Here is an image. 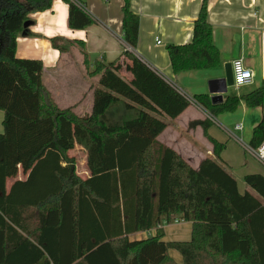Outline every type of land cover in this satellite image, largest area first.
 I'll use <instances>...</instances> for the list:
<instances>
[{
	"label": "trees",
	"instance_id": "obj_1",
	"mask_svg": "<svg viewBox=\"0 0 264 264\" xmlns=\"http://www.w3.org/2000/svg\"><path fill=\"white\" fill-rule=\"evenodd\" d=\"M53 1L0 0V264H264V204L241 194L217 160L207 158L195 170L158 141L166 123L154 114L176 119L190 103L146 64L125 53L134 77L128 84L116 64L95 63L92 75L100 88L93 91L91 114L80 117L73 108L58 107L43 83L40 60L17 58L18 38L30 35V16L50 10ZM62 1L69 5L72 30L93 25L94 17L77 5L81 0ZM123 1L124 40L135 50L140 18L131 0ZM208 3H202L192 43L167 47L176 75L221 64ZM52 45L67 49L60 39ZM84 63L90 66L87 57ZM194 100L214 118L235 113L242 103L263 107L264 81L222 104ZM197 125L207 135L209 123L190 127ZM209 139L219 160L224 146ZM263 142L264 121L249 146L258 149ZM77 145L87 151L85 180L68 155ZM20 169L27 179L9 188ZM245 182L264 200L262 176ZM178 215L192 225V237L166 243L159 226ZM153 229V237L129 238ZM172 249L182 263L170 256Z\"/></svg>",
	"mask_w": 264,
	"mask_h": 264
},
{
	"label": "crops",
	"instance_id": "obj_2",
	"mask_svg": "<svg viewBox=\"0 0 264 264\" xmlns=\"http://www.w3.org/2000/svg\"><path fill=\"white\" fill-rule=\"evenodd\" d=\"M203 1L131 0V10L140 18V32L137 48L129 51L123 34V0H81L95 21L89 28L79 31L69 27V5L62 0H54L50 10L30 16L31 22L27 27L30 35L18 38L16 56L19 59L40 60L44 66L43 83L58 107L73 108L80 117L91 114L93 91L100 88L98 78L92 75L95 63L116 64V73L121 79L128 84L134 80L127 71L132 62L125 56L126 52L135 55L171 87L176 85L193 98L203 96L211 102L214 96H221V103L212 104H222L229 97L253 92L264 81V0H209L208 21L213 28V41L220 52L221 64L214 69L176 75L167 47L192 43L194 24ZM53 39H60L66 44V51L54 48ZM86 57L90 64L88 68L84 63ZM237 59H243L245 66L253 71V83L240 89L234 87L238 93H232L228 88L222 94L223 85L216 83L213 86L216 93H211L210 82L222 80L226 75L225 66L232 65ZM154 115L166 123V129L158 137L162 145L175 151L195 170L207 158L217 160L237 181L241 194L249 192L264 204V200L245 182V178L251 175L264 178V166L244 147L251 143L255 127L264 121V106L252 109L242 103L235 113L220 114L214 118L196 103L190 104L176 119ZM3 119L4 114L0 111V134L3 133ZM198 121L209 123L207 135L202 126L190 127L191 123ZM237 125H241L242 129L236 130ZM209 137L224 146L219 160L214 155V144ZM76 152L82 154V161ZM68 155L75 159L77 175L84 180L89 178L87 151L77 145ZM27 177L20 169L16 178L8 180V187L17 181H25ZM174 218L171 221L180 224ZM167 222L162 221L159 226L164 231L163 240L166 243L190 241L187 239L188 228L173 234ZM189 226L192 229L190 223ZM156 232L153 229L129 238L141 234H147L149 238ZM170 256L177 263H182L178 254L170 252Z\"/></svg>",
	"mask_w": 264,
	"mask_h": 264
},
{
	"label": "built area",
	"instance_id": "obj_3",
	"mask_svg": "<svg viewBox=\"0 0 264 264\" xmlns=\"http://www.w3.org/2000/svg\"><path fill=\"white\" fill-rule=\"evenodd\" d=\"M77 5L86 13L90 14V12L87 10V8L82 5L81 3L77 2ZM91 15V14H90ZM92 16V15H91ZM158 44H161V42L158 40ZM127 50L132 51V48L130 46H127ZM236 61H242V69L243 72L249 73V75L244 76L243 78V82H239L237 79V73L235 70V62ZM232 70H233V78H234V87L236 89H240L242 87L245 86H249L253 83L254 80V73L252 70L248 69L245 64L243 59H237L232 63ZM172 88L174 90H176V92H178L181 96H183L190 104H196L195 100L193 97L189 96L184 90H182L180 87L173 85ZM242 126L241 125H237L236 126V130H241ZM232 136L235 137V139L242 143V141L237 138L235 135L231 134ZM246 151L253 156L258 162H260L263 166H264V142L262 143V145L258 148V149H253L251 148L249 145H244Z\"/></svg>",
	"mask_w": 264,
	"mask_h": 264
},
{
	"label": "rangeland",
	"instance_id": "obj_4",
	"mask_svg": "<svg viewBox=\"0 0 264 264\" xmlns=\"http://www.w3.org/2000/svg\"><path fill=\"white\" fill-rule=\"evenodd\" d=\"M98 63H100V62H98ZM93 69L95 70V65H93ZM235 88L234 87H231V92L232 93H238V92H236L235 90H234ZM78 152H76V154H77ZM78 156L79 157H81V161L83 160V158H82V154H79L78 153ZM175 218H177L179 221H180V224L178 223V224H176L175 223V221L173 220V221H171V222H167V224H168V227H171L170 228V230H171V232L173 233V234H175V233H177L180 229H184V228H188V234H187V239L189 240V239H191V237H192V229H190L191 227L189 226L188 227V223H186L185 221H181V217L180 216H175ZM174 218V219H175ZM166 224V225H167ZM181 237H183V236H181ZM145 238H147V234H141V235H139L138 237H134V238H132V239H130L131 241H139V240H143V239H145ZM171 252V254H178V256H180V258H182V256L179 254V253H177L175 250H169V253Z\"/></svg>",
	"mask_w": 264,
	"mask_h": 264
},
{
	"label": "water",
	"instance_id": "obj_5",
	"mask_svg": "<svg viewBox=\"0 0 264 264\" xmlns=\"http://www.w3.org/2000/svg\"><path fill=\"white\" fill-rule=\"evenodd\" d=\"M29 25H30V23H27L25 26L28 27ZM225 72H226V75H225V77L222 80L210 82V92L211 93H216L213 90V86L216 83H221L223 85V90L220 91L221 94L222 93H226L228 88L234 87L233 70H232V65L231 64H227L225 66ZM212 102L213 103H218V102L221 103L222 102V97L221 96H214L212 98Z\"/></svg>",
	"mask_w": 264,
	"mask_h": 264
},
{
	"label": "clouds",
	"instance_id": "obj_6",
	"mask_svg": "<svg viewBox=\"0 0 264 264\" xmlns=\"http://www.w3.org/2000/svg\"><path fill=\"white\" fill-rule=\"evenodd\" d=\"M235 70H236V73H237V79L241 83L243 82L244 76L249 75V73L243 72L242 61H236L235 62Z\"/></svg>",
	"mask_w": 264,
	"mask_h": 264
}]
</instances>
